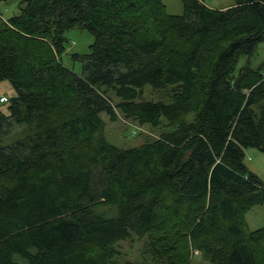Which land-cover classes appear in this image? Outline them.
<instances>
[{
	"label": "trees",
	"instance_id": "trees-1",
	"mask_svg": "<svg viewBox=\"0 0 264 264\" xmlns=\"http://www.w3.org/2000/svg\"><path fill=\"white\" fill-rule=\"evenodd\" d=\"M18 1L0 18V82L16 92L0 130L26 128L0 135V264H115L133 236L153 264H190L193 249L209 264H264V227L245 220L264 185L244 164L246 149L264 153V63L250 65L264 0H180L181 15L161 0ZM73 29L93 37L71 56L80 73L62 62ZM146 85L172 87L170 103L137 102ZM102 113L174 131L123 150Z\"/></svg>",
	"mask_w": 264,
	"mask_h": 264
},
{
	"label": "rangeland",
	"instance_id": "rangeland-1",
	"mask_svg": "<svg viewBox=\"0 0 264 264\" xmlns=\"http://www.w3.org/2000/svg\"><path fill=\"white\" fill-rule=\"evenodd\" d=\"M166 11L171 15L183 14V8L180 0H161ZM206 5L212 9H221L228 6H233L236 0H206ZM21 7H19L18 0H5L0 2V18L8 19L19 15ZM67 42L65 44V52L62 55L63 64L73 70L75 73L81 72V64L72 62V54H86L88 53V47L93 42V37L87 32L73 29L66 34ZM247 62V57H242L235 69V75L239 69ZM264 63V42L259 45L256 54L251 58L250 65L255 68ZM15 90L6 80L0 82V97H6L10 99L15 95ZM172 87L167 86L161 89H154L151 86H144L141 89V93L137 97V102L153 101L169 104L171 101ZM110 98L114 104L120 102L115 96L114 92L109 93ZM7 104L0 103V109L5 110ZM102 120L106 125L105 135L106 140L110 144L123 149L128 150L147 142H151L159 138L163 134H168L174 131L173 127L168 126L164 119H161L159 126L155 127L151 124H139L133 121L131 118H125L124 115L119 114L115 121H111L110 118L102 113ZM13 125L10 128H2L0 130L1 140L5 143L7 140L11 142L22 139L26 128ZM244 164L246 167L258 178V180L264 185V153L254 149L248 148L245 150ZM103 216L112 217L114 213H102ZM247 227L250 231L258 230L264 227V205L254 206L245 215ZM148 240L146 237L137 238L133 236L130 239L119 241L116 244V248L119 251V255L115 256L113 262L115 264H153L151 261V255L148 252ZM199 252L196 249L192 250ZM194 255V254H193ZM190 264H209L205 261L199 252L198 255L191 257Z\"/></svg>",
	"mask_w": 264,
	"mask_h": 264
},
{
	"label": "built area",
	"instance_id": "built-area-1",
	"mask_svg": "<svg viewBox=\"0 0 264 264\" xmlns=\"http://www.w3.org/2000/svg\"><path fill=\"white\" fill-rule=\"evenodd\" d=\"M4 102H7V99H6V97H0V103H4ZM193 254H194V255H198V254H199V252H197V251H194V252H193Z\"/></svg>",
	"mask_w": 264,
	"mask_h": 264
},
{
	"label": "crops",
	"instance_id": "crops-1",
	"mask_svg": "<svg viewBox=\"0 0 264 264\" xmlns=\"http://www.w3.org/2000/svg\"><path fill=\"white\" fill-rule=\"evenodd\" d=\"M228 7H230V6H228ZM227 8V7H226ZM221 9H224V8H221Z\"/></svg>",
	"mask_w": 264,
	"mask_h": 264
}]
</instances>
